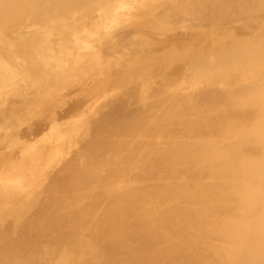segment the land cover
I'll return each mask as SVG.
<instances>
[{"label": "bare ground", "instance_id": "obj_1", "mask_svg": "<svg viewBox=\"0 0 264 264\" xmlns=\"http://www.w3.org/2000/svg\"><path fill=\"white\" fill-rule=\"evenodd\" d=\"M0 264H264V0H0Z\"/></svg>", "mask_w": 264, "mask_h": 264}]
</instances>
